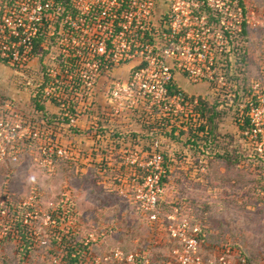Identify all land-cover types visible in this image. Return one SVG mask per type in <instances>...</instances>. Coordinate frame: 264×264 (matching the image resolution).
<instances>
[{
  "label": "built area",
  "instance_id": "obj_1",
  "mask_svg": "<svg viewBox=\"0 0 264 264\" xmlns=\"http://www.w3.org/2000/svg\"><path fill=\"white\" fill-rule=\"evenodd\" d=\"M212 8V4L195 0H0V62H7L22 75L37 65L42 54L38 85L29 80L27 91L35 87L33 97L39 99L41 90L39 100L57 110V119L51 123L43 112L25 113L4 102L0 107V166L19 162L26 148L37 143L35 161L51 174L60 161L80 166L85 156L102 176L125 169V175L118 178L119 192L137 204L148 222L153 247L163 241L173 245L162 264H247L241 252L230 246L206 253L204 242L182 217L181 209L163 206L164 156L171 138L158 134L145 155L136 149L122 150L117 169L107 158H94L98 151L89 156L61 140V132L77 130L86 116L96 117L105 128L109 122L130 117L142 125H152L151 119L160 126H164L163 119H169L167 132L173 131V124L186 131L192 120L201 122L197 109L204 100L189 96L179 79L217 90L227 86L224 46L219 43L213 48L202 42L210 31L205 26L216 21ZM203 12L211 19L206 24ZM195 32L202 34L197 40ZM224 34L218 38L223 39ZM41 36L46 39L39 49ZM247 108L251 131L259 138L264 128V97L259 103L249 102ZM97 123L94 128L99 130ZM102 137L97 133V138ZM4 196L0 228L2 222H13L10 196ZM54 213L48 218L52 224L57 223ZM65 218L67 212L59 217L61 221ZM4 231L0 236L8 235ZM101 261L155 264L148 250L129 254L115 250L97 263Z\"/></svg>",
  "mask_w": 264,
  "mask_h": 264
},
{
  "label": "rangeland",
  "instance_id": "obj_2",
  "mask_svg": "<svg viewBox=\"0 0 264 264\" xmlns=\"http://www.w3.org/2000/svg\"><path fill=\"white\" fill-rule=\"evenodd\" d=\"M202 1L212 4L213 18L221 20L210 21L208 12L201 14L205 24L210 21L202 42L213 48L219 43L224 46L227 86L217 90L186 78L185 85L180 83L189 96L218 107L220 115L213 119L211 143L205 151L190 149L183 129L170 137L166 154L175 156L176 163L167 162L162 204L167 210L181 209L182 217L194 224L193 231L204 235L206 253L215 254L228 244L243 252L247 264H264V128L259 138L251 128L244 129L247 104L264 97V0H195ZM198 35L202 34H193L195 40ZM40 56L37 65L22 75L0 62V107L5 102L25 113L36 112L33 93L41 77ZM29 80L35 87L27 91ZM26 149L19 162L0 166V200L9 194L27 228L24 237L13 234L17 216L9 212L13 222H2L0 228V233H8L0 236V264H67L57 259L66 257L64 246L54 242L65 236L87 245L88 251L83 252L87 264H106L97 260L115 250L126 254L148 250L156 257L155 264L165 261L173 245L163 241L152 247L148 222L133 199L120 194L118 178L125 169L102 176L97 168L83 172L78 165L60 161L51 174L35 161L38 144ZM62 208L71 212L69 218L50 223L49 216L60 214Z\"/></svg>",
  "mask_w": 264,
  "mask_h": 264
},
{
  "label": "crops",
  "instance_id": "obj_3",
  "mask_svg": "<svg viewBox=\"0 0 264 264\" xmlns=\"http://www.w3.org/2000/svg\"><path fill=\"white\" fill-rule=\"evenodd\" d=\"M35 63L36 62H34V64ZM179 80L184 84L185 81H183L182 78ZM45 109L46 118L53 123V119H57L56 108L53 105L46 104ZM96 123V117L86 116L82 118L81 124L77 130L72 129L61 132L63 145L76 148L79 153L85 152L89 156H91L93 151H98L93 157L96 159H109L115 169H117V165L120 166L121 164V156L119 155L122 150L136 149L142 152L143 155L147 154L149 148V141L146 139L148 131L145 126L147 125H142L137 118L130 117L128 119H122L120 122H109L107 128H105L104 123H97L99 130H96V127L94 128ZM97 133L101 134L103 137L97 138ZM113 144L114 146H112ZM167 149L168 154L170 151L169 144H167ZM190 149H192V147ZM169 156L171 163H176L174 159L175 156L171 157V154H169ZM86 158L88 157L85 156V159L80 163L83 172L95 168V165L88 163L90 160L86 161ZM114 171H119V169ZM107 178L109 179V177ZM164 257L166 258V254Z\"/></svg>",
  "mask_w": 264,
  "mask_h": 264
},
{
  "label": "trees",
  "instance_id": "obj_4",
  "mask_svg": "<svg viewBox=\"0 0 264 264\" xmlns=\"http://www.w3.org/2000/svg\"><path fill=\"white\" fill-rule=\"evenodd\" d=\"M242 34L244 36L247 34V26H246V24H244V26H243ZM45 39H46V36H41L39 38V40H38V44H39L38 48L39 49L45 43ZM2 63H7V62H2ZM42 63H43V60H42ZM42 95H43L42 91L40 90L39 99L43 98ZM34 99L37 102V107H36L37 110L40 111V112H43L44 114H46V109H45L46 102H45V100L44 99L43 100H39L38 98H34ZM197 111H200V115H201L200 119L202 121L199 122V123H196L194 120H192L191 124H187L188 129L186 130L185 133H187V135H188L187 143H189V145L192 147V150L194 149L195 151H197V150L201 149V150L205 151L206 150L205 148L208 147V143H211L210 138L212 136L211 127H212L213 119H214V117L216 115H218L220 113V110H219L218 107L211 106V104L207 103L206 101H203L202 105H201V108L197 109ZM168 120L167 119H163L164 126H162V125L160 126V122H156L155 123L154 121H152L150 119V121L152 122V125L145 124V125H147L145 127H146V130L148 131V135H146L147 136L146 139L149 142H151L152 138H156L158 134H162V135L170 138L171 136H174V135H177V134L181 133V130H179L176 127V124L172 125L173 126V131L172 132H167L166 131L167 128L165 126V123ZM244 123L247 126V127L244 128L245 130H247L248 128H251V121H250L249 118H247ZM148 149H150V148H148ZM122 155L123 154L121 153L119 156H121V158H122ZM121 158H120V160H121ZM164 158H165V167H166L167 172H168V167L166 165H167L168 161L171 162V159H170V156L167 155V154H165ZM167 181H168L167 178L163 179V183L164 184H166ZM9 205H10L9 212L11 213V215L12 216H17V222L14 225V233L13 234L18 233L20 236L22 235V237H24L25 230H27V228L25 229L26 226L24 225L25 221L23 219V214H21V210L20 209L18 210V208H14L15 206L12 203V200L9 203ZM22 212H24V211L22 210ZM65 212H67L68 215L71 213L70 211L65 210V208H62V210L60 209V214H59V212H55L56 214L53 215V217L55 219H57V221L61 222L59 217ZM6 223H7V225H11V223L8 222V221H6ZM192 227H194L193 223H192ZM13 234H12V236H13ZM198 235H199L200 240L203 241V236L204 235H202V233H198ZM12 236H9V239H13ZM5 237H8V235L5 236ZM54 242H55V244L57 243L59 245L61 244L62 246H64L63 248H64V250L66 252V257L57 256V259H61L62 262H63V260H65V261H67V264H87V260H86V258L84 256V254H85L84 251H88V249L86 248L87 245H85L82 242L78 241V238L71 239L69 236H65V237H63L61 239V241H58L55 238ZM222 246H224V245H222ZM226 246H230L233 249H236L239 252H241L240 249L236 248L235 246L228 245V244H226ZM83 252H84V254H83ZM242 253L243 252H241V255H243Z\"/></svg>",
  "mask_w": 264,
  "mask_h": 264
}]
</instances>
